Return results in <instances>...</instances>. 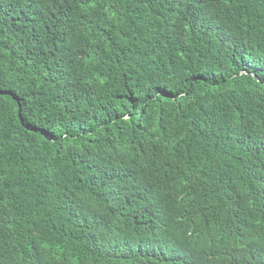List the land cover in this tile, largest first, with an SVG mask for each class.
Listing matches in <instances>:
<instances>
[{
  "label": "trees",
  "instance_id": "trees-1",
  "mask_svg": "<svg viewBox=\"0 0 264 264\" xmlns=\"http://www.w3.org/2000/svg\"><path fill=\"white\" fill-rule=\"evenodd\" d=\"M0 264H264V0H0Z\"/></svg>",
  "mask_w": 264,
  "mask_h": 264
}]
</instances>
